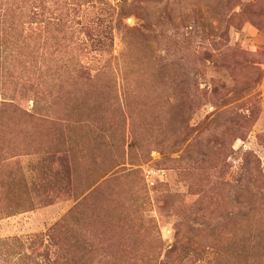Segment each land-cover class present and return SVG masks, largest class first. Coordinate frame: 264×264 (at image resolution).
I'll use <instances>...</instances> for the list:
<instances>
[{
    "label": "rangeland",
    "instance_id": "1",
    "mask_svg": "<svg viewBox=\"0 0 264 264\" xmlns=\"http://www.w3.org/2000/svg\"><path fill=\"white\" fill-rule=\"evenodd\" d=\"M0 264H264V0H0Z\"/></svg>",
    "mask_w": 264,
    "mask_h": 264
},
{
    "label": "trees",
    "instance_id": "2",
    "mask_svg": "<svg viewBox=\"0 0 264 264\" xmlns=\"http://www.w3.org/2000/svg\"><path fill=\"white\" fill-rule=\"evenodd\" d=\"M197 258H198V261H201V260L205 261V259H207V253L204 250H202L200 254L197 255Z\"/></svg>",
    "mask_w": 264,
    "mask_h": 264
}]
</instances>
